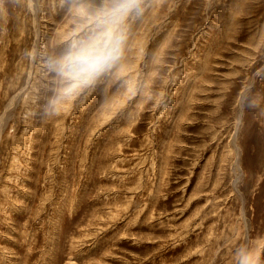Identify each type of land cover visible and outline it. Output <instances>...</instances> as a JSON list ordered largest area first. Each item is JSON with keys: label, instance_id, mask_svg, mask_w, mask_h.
Instances as JSON below:
<instances>
[{"label": "rangeland", "instance_id": "1", "mask_svg": "<svg viewBox=\"0 0 264 264\" xmlns=\"http://www.w3.org/2000/svg\"><path fill=\"white\" fill-rule=\"evenodd\" d=\"M121 2L0 0V264H264V0H135L62 76Z\"/></svg>", "mask_w": 264, "mask_h": 264}, {"label": "clouds", "instance_id": "2", "mask_svg": "<svg viewBox=\"0 0 264 264\" xmlns=\"http://www.w3.org/2000/svg\"><path fill=\"white\" fill-rule=\"evenodd\" d=\"M136 6L135 0H122L110 14L96 18L86 36L71 37L68 54L53 62L55 69L68 79L79 80L111 66L120 57L126 38L123 20ZM78 14L86 13L78 10ZM242 264H252L251 258L243 257Z\"/></svg>", "mask_w": 264, "mask_h": 264}, {"label": "bare ground", "instance_id": "3", "mask_svg": "<svg viewBox=\"0 0 264 264\" xmlns=\"http://www.w3.org/2000/svg\"><path fill=\"white\" fill-rule=\"evenodd\" d=\"M260 155H263V154H260ZM260 162H261V161H260ZM261 164H262V162H261ZM23 179H24V178H23ZM20 181H21V179H20ZM22 184H23V183H22ZM22 184H21V185H22ZM24 185H25V184H24Z\"/></svg>", "mask_w": 264, "mask_h": 264}]
</instances>
